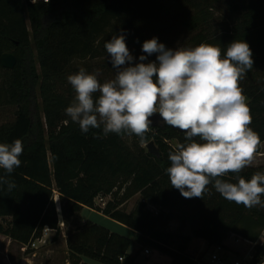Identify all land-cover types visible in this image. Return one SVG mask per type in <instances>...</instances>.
Here are the masks:
<instances>
[{
    "label": "trees",
    "instance_id": "16d2710c",
    "mask_svg": "<svg viewBox=\"0 0 264 264\" xmlns=\"http://www.w3.org/2000/svg\"><path fill=\"white\" fill-rule=\"evenodd\" d=\"M223 4L226 16L215 23ZM178 28L194 33L193 47L207 43L226 51L235 40L249 44L254 63L241 87L249 98L250 127L263 144L264 0H0V59L6 52L18 59L12 69L0 60V109H14L13 120L0 124V143H23L21 165L10 174L0 169L15 184L11 190L0 186V234L26 246L46 228L58 237V193L66 224L85 207L98 209L135 232L143 251L167 254L172 264H192L206 245H224L233 235L255 244L250 264H264V207L229 202L211 184L203 199L184 198L171 187L166 169L175 147L170 140L184 143L183 132L151 127L141 143L135 135L105 137L102 128L82 133L77 123H65L72 102L67 76L81 67L115 71L105 42L123 34L137 61L146 55V40L164 44ZM153 58L156 54L147 60ZM152 140L159 156L144 146ZM257 171L264 172V165L246 167L239 175L250 179ZM236 176L223 179L235 183ZM138 194L136 207L124 209ZM100 196L112 197L103 209L96 203ZM174 220L180 231L170 229ZM67 244L72 264H84L83 256L105 264H141L140 253H129L130 237L92 220L68 232Z\"/></svg>",
    "mask_w": 264,
    "mask_h": 264
},
{
    "label": "clouds",
    "instance_id": "9594fccd",
    "mask_svg": "<svg viewBox=\"0 0 264 264\" xmlns=\"http://www.w3.org/2000/svg\"><path fill=\"white\" fill-rule=\"evenodd\" d=\"M104 47L115 69L113 79L101 83L99 69L89 72L84 67L67 76L75 95L65 112L81 132L102 128L105 137L126 133L144 143L150 117L158 113L165 125L184 134L185 142L168 155L171 187L184 198L203 199L211 184L229 202L264 207V172L250 179L239 175L262 145L250 127L251 108L241 87L254 63L249 44L235 40L226 51L207 43L173 50L152 38L143 43L146 55L135 63L123 34L114 35ZM153 54L156 60L145 62ZM22 153L20 139L0 143V169L12 173L21 165ZM229 173L237 174V182L223 179ZM4 184L9 190L15 187L0 175V186Z\"/></svg>",
    "mask_w": 264,
    "mask_h": 264
},
{
    "label": "rangeland",
    "instance_id": "374dc122",
    "mask_svg": "<svg viewBox=\"0 0 264 264\" xmlns=\"http://www.w3.org/2000/svg\"><path fill=\"white\" fill-rule=\"evenodd\" d=\"M216 20L215 23H219L226 16L225 4L220 5L219 9L216 11ZM194 33H188L182 28H178L177 30L172 31L169 35H167L165 41V47L169 49L175 50L178 47H193V42H191V38ZM156 58L148 59L145 62L155 61ZM83 60H76L77 65ZM139 62V60L134 61ZM100 75L98 79L101 83L106 80L113 79L115 77V71L111 70L109 73L103 71L101 68ZM95 71V70H94ZM93 72V71H92ZM74 90L71 92V100L74 99ZM39 101H42L40 98ZM14 109H0V124L5 121L13 120L14 118ZM43 121L46 122L44 114L42 112ZM71 119H67L65 123H71ZM151 142V141H150ZM170 143L175 147L178 144L177 140H170ZM147 147V144H144ZM148 149V148H147ZM261 159L258 158L257 154L253 161V163L260 162ZM112 197L108 196L105 199V204L101 203L100 200H96L97 205L102 209L106 207L109 200ZM140 194L135 195L127 202L124 203L123 208L127 211H132L138 202L140 201ZM56 201L58 205V211L60 213L61 220V232L58 237H56V231L53 229H49L47 232L44 230L43 236L40 239L35 240L30 246H26L21 244L18 241H14L11 237L0 234V261L2 264H72L70 261V252L67 244L68 232L75 230L78 227L83 226L87 220H92L104 227H107L113 232L120 233L122 235H126L132 239V245L129 249V253L131 255L140 253L138 257V262L141 264H172L173 258L167 254L161 253L152 248L151 253L145 254V252L141 249V246L137 240V234L129 229L124 224L113 220L109 216L105 215L102 211L98 209H93L89 207H85L79 214L74 216L69 220L66 224L63 216H62V207L58 193L56 194ZM9 221L10 218H7ZM170 229L173 231H180V222L178 220H174ZM184 233H190L189 228H185L182 230ZM233 240L229 241L228 248L234 250V253L237 257H246L248 254L255 253L253 244H237L236 241L233 243ZM264 237L261 238L260 242H263ZM232 243V244H231ZM237 248H234V247ZM207 247V246H206ZM199 261L201 260H209L210 255L207 254L205 256V252L200 254ZM205 257V258H204ZM82 263L84 264H105L101 261L91 259L89 257L83 256ZM192 264H199L196 260L193 261Z\"/></svg>",
    "mask_w": 264,
    "mask_h": 264
},
{
    "label": "built area",
    "instance_id": "2783aa9c",
    "mask_svg": "<svg viewBox=\"0 0 264 264\" xmlns=\"http://www.w3.org/2000/svg\"><path fill=\"white\" fill-rule=\"evenodd\" d=\"M100 200L101 203L105 204L106 197L100 196L97 198V200ZM50 228H46L45 231L47 232ZM231 238H233L237 244H253L247 239H244L240 236L233 235ZM255 246V244H253ZM145 254H150L151 249L147 248L144 250ZM205 256L207 254L210 255L209 260H201L199 261L198 257L196 260L199 264H250L252 261L253 256L251 254H248L246 257H237V255L234 253V250H231L228 248V244L225 242L224 245H213V246H207L205 247ZM205 258V257H204ZM123 259V258H122Z\"/></svg>",
    "mask_w": 264,
    "mask_h": 264
},
{
    "label": "water",
    "instance_id": "95a60500",
    "mask_svg": "<svg viewBox=\"0 0 264 264\" xmlns=\"http://www.w3.org/2000/svg\"><path fill=\"white\" fill-rule=\"evenodd\" d=\"M1 63L4 67L6 68H14L18 62V59L16 57V55L12 52H6L1 56ZM150 119L152 120V125L151 127L156 128V127H163L165 124L163 123L161 117L159 116V114H154L152 117H150ZM172 129L180 131L179 129H175L172 127ZM181 132V131H180ZM147 148L148 150L155 154V155H160V151L155 143V141H151L147 144Z\"/></svg>",
    "mask_w": 264,
    "mask_h": 264
},
{
    "label": "crops",
    "instance_id": "0c3cea01",
    "mask_svg": "<svg viewBox=\"0 0 264 264\" xmlns=\"http://www.w3.org/2000/svg\"><path fill=\"white\" fill-rule=\"evenodd\" d=\"M248 102H249V98H248ZM257 156H258V158L261 159V161L258 162V163H252L251 166H260V165H264V142H263V144H262V150H261V152L257 153ZM232 239H233V238H230L229 240L226 241V243H227V244H230L229 241L232 240ZM230 242H232V241H230ZM234 242H235V240H233V243H234ZM231 244H232V243H231ZM206 246H207V245H206ZM206 246H205V247H206ZM205 247L203 248L201 254L204 252ZM233 247H234V246H233ZM234 248H237V247H234ZM199 256H201V255H199ZM196 259H197V258H196Z\"/></svg>",
    "mask_w": 264,
    "mask_h": 264
}]
</instances>
